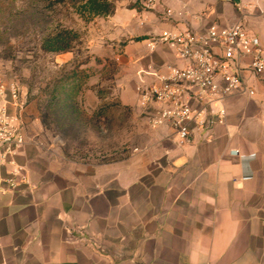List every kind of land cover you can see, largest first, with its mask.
<instances>
[{
    "label": "crops",
    "instance_id": "0c3cea01",
    "mask_svg": "<svg viewBox=\"0 0 264 264\" xmlns=\"http://www.w3.org/2000/svg\"><path fill=\"white\" fill-rule=\"evenodd\" d=\"M256 2L264 9V0H245L240 9L217 0L204 18L194 16L205 5L195 0L117 7L106 37L128 67L122 102L142 113L138 70L186 64L166 45L150 52L145 39L238 21L264 39ZM248 84L253 95L228 96L223 120L210 117L212 124L184 143L166 127H150L142 113L151 144L126 160H40L27 135L15 159L31 185L0 193V264H264V75ZM5 100L12 111L8 93ZM233 149L255 154L249 169ZM248 170L252 178L243 179Z\"/></svg>",
    "mask_w": 264,
    "mask_h": 264
},
{
    "label": "rangeland",
    "instance_id": "374dc122",
    "mask_svg": "<svg viewBox=\"0 0 264 264\" xmlns=\"http://www.w3.org/2000/svg\"><path fill=\"white\" fill-rule=\"evenodd\" d=\"M106 1L113 12L143 5ZM195 1L205 3L195 10L197 18L217 2ZM94 6L92 0H0V80L18 84L26 102L25 134L40 160L116 162L151 144L145 115L122 102L128 67L123 68L121 48L112 52L106 37L113 12L96 13ZM258 22L264 24V15ZM247 30L264 47L260 30ZM64 43L67 50L51 48Z\"/></svg>",
    "mask_w": 264,
    "mask_h": 264
},
{
    "label": "built area",
    "instance_id": "2783aa9c",
    "mask_svg": "<svg viewBox=\"0 0 264 264\" xmlns=\"http://www.w3.org/2000/svg\"><path fill=\"white\" fill-rule=\"evenodd\" d=\"M160 1L142 0V3L154 8ZM219 1L234 4L238 9L245 6V0ZM254 6L260 7L257 2ZM259 10L264 15V9ZM164 14L171 18L174 11L165 8ZM247 29L244 21L230 25L211 22L203 30L186 25L145 39L150 52L163 44L186 63L169 66L166 72L138 70V102L150 127H166L179 143H184L196 129H207L212 124L210 117L223 120L228 96L235 92L255 93L248 81L264 75V47L261 39ZM7 93L12 111L5 100ZM25 106L18 84L0 80V193L31 185L26 170L15 159L26 143ZM231 154L238 156L248 169L255 156L238 149L231 150ZM250 178L248 170L243 179Z\"/></svg>",
    "mask_w": 264,
    "mask_h": 264
},
{
    "label": "trees",
    "instance_id": "16d2710c",
    "mask_svg": "<svg viewBox=\"0 0 264 264\" xmlns=\"http://www.w3.org/2000/svg\"><path fill=\"white\" fill-rule=\"evenodd\" d=\"M92 2L95 4L94 10L96 11V13L108 14V13H112L113 12L111 10L110 3L107 2L106 0H92ZM53 42L54 43L55 42L59 43L58 38H55ZM49 46H51V45H49ZM51 48L53 50H57V51L58 50H62L63 51V50H67L69 48V44L68 43H64L62 45H56V46H53ZM68 106L72 107L71 105H68Z\"/></svg>",
    "mask_w": 264,
    "mask_h": 264
}]
</instances>
